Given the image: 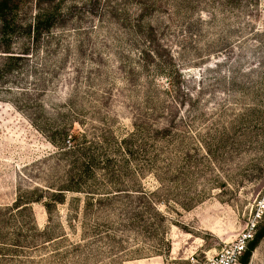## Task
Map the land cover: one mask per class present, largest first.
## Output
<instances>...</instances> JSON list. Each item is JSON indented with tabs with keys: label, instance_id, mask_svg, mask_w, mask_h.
Masks as SVG:
<instances>
[{
	"label": "rangeland",
	"instance_id": "rangeland-1",
	"mask_svg": "<svg viewBox=\"0 0 264 264\" xmlns=\"http://www.w3.org/2000/svg\"><path fill=\"white\" fill-rule=\"evenodd\" d=\"M56 1L75 12L47 57L48 91L0 90V264H207L264 199V0H172L169 12L187 16L170 31L181 90L170 76L153 77L160 108L131 155L116 142L145 107L147 86L112 69L128 40L101 16L104 2L94 15L93 0ZM32 99L41 106H23ZM72 123L75 133L102 141L92 149L101 167L50 212L42 198L10 216L19 194L47 197L70 184L71 155L47 134ZM89 190L109 197L87 203ZM263 226L264 216L255 236ZM246 264H264V237Z\"/></svg>",
	"mask_w": 264,
	"mask_h": 264
},
{
	"label": "trees",
	"instance_id": "trees-1",
	"mask_svg": "<svg viewBox=\"0 0 264 264\" xmlns=\"http://www.w3.org/2000/svg\"><path fill=\"white\" fill-rule=\"evenodd\" d=\"M93 2L94 7L91 8V13H98L100 7L98 4L104 2L106 8L103 6L101 16L107 15L113 33L122 30L121 33L128 40L127 42L125 40L127 47H123L121 52L122 60L112 65V69H115L114 73H118V76H122L130 85L142 81L147 86L142 102L145 107H141L139 112L135 111L131 132L116 142L119 151L131 155L133 143L139 141L145 125L155 123L153 114L160 108L158 104L152 103V92L157 89L153 77L155 75L170 76L172 88L181 90L182 76L175 64V42L170 31L174 23L180 20L185 21L183 19H187V16H177L173 13L172 0H93ZM61 4V1L56 0H0V80L5 83V85L0 84V90H8L17 95L29 97L48 91L46 73L49 74L47 69L51 67V64L47 57L61 47L63 36L70 32L66 24L75 12L74 6L61 8ZM172 6L173 12H169ZM160 8H163L162 11L166 14L157 19L152 18L151 13L154 14ZM77 28L79 30L75 29V32H91L90 29H83L80 26ZM113 39L116 40L114 36ZM96 69L102 71L104 66L96 64ZM106 69L110 68L106 67ZM18 77L27 79L28 86L18 84L20 83ZM38 103L36 99H32L23 103V106L36 108L37 105L41 106ZM16 105L18 107V104ZM146 109L153 112L149 113ZM32 121L35 126L45 132L36 118ZM167 121L169 122L166 125L170 126L173 119ZM54 131L53 134L49 132L47 134L51 142L65 154L71 155L67 156L70 160L66 164L67 173L71 175L73 172L72 178L69 177L70 184L66 188H60L61 191L56 192L57 194L52 193L47 197L42 195V197L33 198L19 194L12 206L10 216H18L22 209L30 207L33 202L40 201L42 198L46 199L43 203L50 212L53 204L65 202L66 191H83L80 186L82 182L86 183L93 178L97 168L101 167L98 165L103 160H100L101 157L97 156L92 149L102 141L89 139L84 129L75 133L74 123L56 126ZM86 192L89 196L87 203L109 197L108 192L95 190ZM2 210L0 208V218L5 217ZM262 237H264V226L257 232L252 242L250 241L242 264L248 262L252 250Z\"/></svg>",
	"mask_w": 264,
	"mask_h": 264
},
{
	"label": "built area",
	"instance_id": "built-area-1",
	"mask_svg": "<svg viewBox=\"0 0 264 264\" xmlns=\"http://www.w3.org/2000/svg\"><path fill=\"white\" fill-rule=\"evenodd\" d=\"M264 216V199L258 202L253 218L239 234L235 240L225 245L216 254L208 256L207 264H238L248 244L253 240L257 230V224Z\"/></svg>",
	"mask_w": 264,
	"mask_h": 264
}]
</instances>
